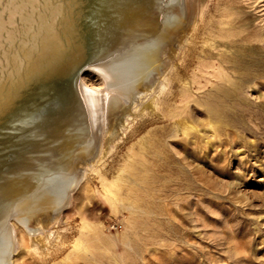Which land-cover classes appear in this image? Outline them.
Masks as SVG:
<instances>
[{"label": "rangeland", "instance_id": "rangeland-1", "mask_svg": "<svg viewBox=\"0 0 264 264\" xmlns=\"http://www.w3.org/2000/svg\"><path fill=\"white\" fill-rule=\"evenodd\" d=\"M183 2L154 110L119 127L122 108L104 103L82 184L29 222L38 249L10 221L12 264H264V0Z\"/></svg>", "mask_w": 264, "mask_h": 264}, {"label": "bare ground", "instance_id": "bare-ground-1", "mask_svg": "<svg viewBox=\"0 0 264 264\" xmlns=\"http://www.w3.org/2000/svg\"><path fill=\"white\" fill-rule=\"evenodd\" d=\"M183 3L0 0V264H12L11 220L25 230V246L37 248L43 237L30 220L58 214L82 184L77 163L100 143L94 128L104 103L112 114L122 108L119 127L128 114L154 110L170 42L186 24ZM87 70L103 89L88 85ZM106 127L108 147L118 128Z\"/></svg>", "mask_w": 264, "mask_h": 264}]
</instances>
